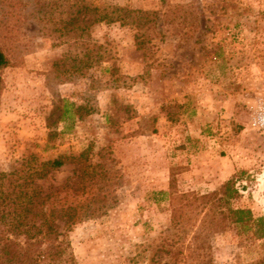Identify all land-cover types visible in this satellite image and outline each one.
I'll return each instance as SVG.
<instances>
[{
    "label": "rangeland",
    "instance_id": "1",
    "mask_svg": "<svg viewBox=\"0 0 264 264\" xmlns=\"http://www.w3.org/2000/svg\"><path fill=\"white\" fill-rule=\"evenodd\" d=\"M84 1L146 15L81 31L65 26L80 0H0V172L91 147L95 214L66 232L76 264H264L259 224L200 227L203 212H189L173 226L169 201L234 177L230 205L264 218V129L251 119L264 96V0Z\"/></svg>",
    "mask_w": 264,
    "mask_h": 264
},
{
    "label": "trees",
    "instance_id": "2",
    "mask_svg": "<svg viewBox=\"0 0 264 264\" xmlns=\"http://www.w3.org/2000/svg\"><path fill=\"white\" fill-rule=\"evenodd\" d=\"M144 15L146 11L125 6L100 10L80 0L69 12L65 26L84 31L88 25L104 20L131 22L140 27ZM8 62L0 47V70ZM75 109L79 112L82 106ZM67 163L73 165L72 175L57 184L53 174ZM97 167L88 146L76 154L61 153L51 159H40L30 153L15 161L9 171L0 172V264H40L38 249L42 244L46 250L45 264H76L66 232L95 214L91 208L95 203L91 190L98 181ZM238 192L231 177L212 192L170 194L171 223L183 226L191 220L189 212H203L200 227L208 223L213 228H224L228 223L245 229L252 224L264 228L263 217L254 218L249 208L230 205ZM158 193L166 194V191Z\"/></svg>",
    "mask_w": 264,
    "mask_h": 264
},
{
    "label": "built area",
    "instance_id": "3",
    "mask_svg": "<svg viewBox=\"0 0 264 264\" xmlns=\"http://www.w3.org/2000/svg\"><path fill=\"white\" fill-rule=\"evenodd\" d=\"M251 119L254 125L264 129V96L258 100L254 107Z\"/></svg>",
    "mask_w": 264,
    "mask_h": 264
}]
</instances>
